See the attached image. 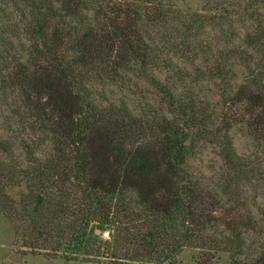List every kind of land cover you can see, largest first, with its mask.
<instances>
[{
  "label": "trees",
  "instance_id": "obj_1",
  "mask_svg": "<svg viewBox=\"0 0 264 264\" xmlns=\"http://www.w3.org/2000/svg\"><path fill=\"white\" fill-rule=\"evenodd\" d=\"M188 3L0 0V215L23 248L264 264V0Z\"/></svg>",
  "mask_w": 264,
  "mask_h": 264
},
{
  "label": "rangeland",
  "instance_id": "obj_2",
  "mask_svg": "<svg viewBox=\"0 0 264 264\" xmlns=\"http://www.w3.org/2000/svg\"><path fill=\"white\" fill-rule=\"evenodd\" d=\"M192 7L195 0H187ZM244 141L237 140L238 149H243ZM107 232V231H106ZM97 242L102 245L98 257L105 261L111 255L110 235L103 236L102 232L96 234ZM51 252V251H50ZM47 254L40 251L39 253L30 252L22 247L20 238L16 235L12 226L0 215V264H106V263H80L66 262L59 256L53 259L52 253ZM120 255L123 252L119 253ZM196 252L192 249H184L177 257L176 264H197L194 257ZM210 264H228V259L225 255L220 256Z\"/></svg>",
  "mask_w": 264,
  "mask_h": 264
},
{
  "label": "water",
  "instance_id": "obj_3",
  "mask_svg": "<svg viewBox=\"0 0 264 264\" xmlns=\"http://www.w3.org/2000/svg\"><path fill=\"white\" fill-rule=\"evenodd\" d=\"M95 233H96V234H100V230H98V229L95 230ZM102 235H103V236H107V235H108V232L104 231V232H102Z\"/></svg>",
  "mask_w": 264,
  "mask_h": 264
}]
</instances>
